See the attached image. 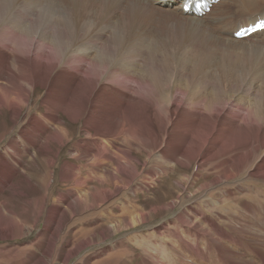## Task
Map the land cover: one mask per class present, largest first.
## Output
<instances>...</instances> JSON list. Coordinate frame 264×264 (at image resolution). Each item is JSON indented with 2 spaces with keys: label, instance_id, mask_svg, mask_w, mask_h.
Returning a JSON list of instances; mask_svg holds the SVG:
<instances>
[{
  "label": "bare ground",
  "instance_id": "1",
  "mask_svg": "<svg viewBox=\"0 0 264 264\" xmlns=\"http://www.w3.org/2000/svg\"><path fill=\"white\" fill-rule=\"evenodd\" d=\"M17 1L0 0V120L5 123L7 119L15 127L22 126L16 132L18 135L11 137L3 152L0 151V239L11 238L16 228L18 234L13 235L12 241L22 238V221H28V210L22 201V208L17 211L9 198L10 195L26 196L24 187H21L25 177L32 189L44 185V201L57 204L50 213L58 215L61 212L65 219L50 225L54 237L42 247L47 237L46 230L41 231L37 241L33 240L29 247L22 245L12 251L7 246H0V264H51L48 258L61 250V260L67 264L95 243L94 236L88 237L94 230L98 229L99 235L106 239L112 230L118 231L122 224L126 226L128 218L125 214L131 210L128 206L131 199L119 193L135 187L143 173L142 168L146 170L150 165V169L155 170L163 165L165 159H170L177 168L188 169L192 163L197 164L198 171L210 173L212 184L221 185L235 181L249 170L256 158L252 154L262 152L250 170L253 177L264 176V111L261 102L249 115H244L243 110L240 114L238 108L233 113L226 109L232 100H225L221 89L223 86L235 88L237 85H227L228 82L240 81L242 77L231 79V72L222 68L217 78L216 73L208 68L213 60H218L214 57L219 51L209 46L211 39L219 41V38L210 37L203 41L197 36V31L204 27L203 15L198 17L193 11L191 16L185 13L183 5L188 0H156L158 3L155 0H70L67 7H61L64 14L56 15L52 10L58 4L52 6L54 2L37 14L29 6L25 9V6L17 5ZM206 1L214 8L215 0ZM259 2L256 13L250 18H240ZM124 4L141 5L157 12L190 37H185L186 42L193 46L188 52L197 56L183 67L180 77L184 82L174 85L171 76L157 77L148 72L145 67L148 64L140 71L133 68L131 64L136 56L141 59L148 54L147 63L157 59L154 58L155 50L152 53L150 49L141 52L139 37L132 40L122 53L119 50L122 45L120 38L115 34L106 38L104 45L110 50L105 56L102 52L94 55L91 47L86 45L91 37L96 36L92 35L96 20H102L110 7ZM263 4L264 0H246L234 15L228 16L231 10L223 11L222 16L214 21L225 22L222 27L225 32L230 25L236 24L234 36L239 29L264 20ZM55 28L58 32H54ZM100 36L97 35L96 42L100 41ZM23 39L25 43H21ZM246 41L251 45L244 46L242 53L248 58L257 56L261 59L256 63L257 70L261 71L257 78L264 86V30L253 33ZM200 49L202 51L198 53ZM168 52L166 47L164 56ZM237 53L238 50L230 51L228 56ZM177 74L179 71L173 75ZM193 83L194 87L190 85ZM210 87L212 92H208ZM39 89L45 91L43 96ZM25 109L28 119L22 120ZM71 125L78 129L77 133ZM136 137L142 141H137ZM4 139L0 138V141ZM210 146L214 154L206 157ZM244 148L250 154H241ZM156 151L159 158L153 157ZM143 155L147 157L146 161ZM33 166L39 170H30ZM174 169L170 167L164 172L175 174ZM153 175L154 171L149 176ZM142 189L136 188L134 195ZM258 189L260 185L253 187L245 197H240L244 190L237 188L239 192L236 194L239 196L237 204H241L242 211L253 216L255 224L264 222V189ZM7 192L10 195H6ZM118 195L124 220L122 224L112 226L109 225L110 217L103 216L101 208ZM175 206L173 203L168 208L174 209ZM77 209L81 212L101 210L92 218L101 219L103 216L107 222L103 221L97 228L92 224L94 228L87 229L83 224L90 219L85 217L78 222ZM194 211L193 208L191 212ZM50 213L48 224L56 218ZM189 220L183 222L181 219L187 227L185 232H195L196 238L200 239V232L190 230ZM38 224L39 219L33 227ZM78 224L83 228L75 231ZM128 224L131 225L130 222ZM67 225L70 236L65 243L61 232ZM251 226L257 227L250 222L245 223L240 228L241 233H250ZM55 238L61 239L66 246L56 248ZM80 239L82 241L75 242ZM260 240L264 247L263 238ZM191 249L193 256L198 258L199 249ZM30 251L33 252L30 254ZM22 254L26 258L20 257ZM164 256L159 259L146 251L138 264H188L181 262L182 258L170 262L167 261L171 260L170 255ZM122 257L131 259L125 249L93 264H117L123 260Z\"/></svg>",
  "mask_w": 264,
  "mask_h": 264
},
{
  "label": "rangeland",
  "instance_id": "2",
  "mask_svg": "<svg viewBox=\"0 0 264 264\" xmlns=\"http://www.w3.org/2000/svg\"><path fill=\"white\" fill-rule=\"evenodd\" d=\"M61 1L65 3L63 4ZM69 1L70 0H18L17 5L21 4L25 6V9L29 6L39 14L43 10L42 8L46 9L48 6L51 7L50 3L54 2L52 6L55 3L58 4L54 10H52V12L55 11L54 14L56 15L61 13L64 14L61 7H67ZM245 1L246 0H216L214 8L201 17L204 21H202L204 27L200 29L201 31H197L199 34L197 36L199 38L201 37L200 39L203 41L211 39L210 37L219 38V41L211 39V44L209 46L217 50L219 49V51L218 55L214 57L218 60H213L211 65H208V68L213 73H216L217 78L222 68L231 72V79L242 77L240 81H237V79L230 80L227 85L234 84L237 86L235 88L223 86L221 93L225 100H232L231 105L226 106L229 112L233 113V110L238 108L241 110L240 114L243 110L244 115H249L254 112L259 101L264 111V86L262 81H258L257 75H259L261 71L257 70L256 64L260 62L261 59L257 56H253L252 58L249 56L250 58H248L242 53V48L244 46H250L251 43L246 41L249 37L235 40L233 31L237 27L236 24L230 25L228 32H225V29H222V27H224L226 23L223 21H218L216 23L214 21L218 16H222V13L228 10H231L228 16L234 15L235 12L241 9V5ZM260 3L261 2L256 6H251L247 14L240 18H250L256 13L257 6ZM262 6L264 9V4ZM109 10L108 13L106 11L102 20H96L97 24L93 27L92 33V35L96 36L91 37L89 41L86 42V45L90 46L91 50H93L94 55L98 52H102L104 56L108 54V50L110 49L104 45L105 41L103 40L111 36L113 37L114 34L122 40V45L119 47L121 53L131 45L130 43L132 40L139 37V41H141L139 49H141V52L142 50L148 52L150 49L152 53V50H155L156 53L154 54V58L157 59L149 60V63H147L148 54L141 59L136 56L133 60L134 62L131 64L133 68L140 71L148 64V67L145 66L148 68V72L157 77L171 76L174 85H178L180 81H185L180 77L182 69L187 62H191V59L197 55L188 52L193 46L186 42L187 39L185 37H190L178 31L179 26L174 22H170L166 19L164 20L163 17L157 15V12L154 13L141 5L129 6L124 4L122 6L110 7ZM259 13L261 15L260 11ZM187 14L191 16V13ZM56 31L58 32L57 29L54 30V32ZM116 31L118 33H116ZM216 31H219L221 34ZM98 34L101 35L100 41L96 42L95 39ZM237 40H243L245 43ZM26 42H28V40H26ZM21 43H25V39H23ZM80 44L77 45V47L80 46ZM92 46L94 48H92ZM166 47L169 48V52L164 56ZM195 47L198 49L200 48V46ZM235 50H238L239 53L228 56L230 51ZM201 51L200 49L197 52L200 53ZM142 56H144V52ZM195 62L196 61L193 63ZM221 63L223 66H221ZM177 71H179V74L173 75ZM244 72H246V74L243 77L242 73ZM251 84H253V86H251ZM190 85L194 87L195 83ZM39 91L41 96L45 94V91L42 89H39ZM208 92H212L211 87L208 89ZM232 97L235 98L232 99ZM31 99L33 98L31 97ZM40 105L41 102L38 106ZM219 106L222 107L221 105H217V107ZM162 112L165 115V112ZM21 116L22 120L28 119L27 109L24 110ZM19 125L15 127V124H11L7 119L5 123L0 120V138H5L0 141L1 152L6 148L10 138L18 135L16 132L22 127ZM70 127L77 133L78 129L76 127L72 125ZM12 129L13 132L10 131ZM136 140L142 141L139 137H136ZM241 147H244V145ZM211 148L212 146L209 147L207 154H205L206 157H210L214 154ZM245 153L250 154L247 148H244L241 152V154ZM260 154L255 152L252 156L254 158L256 157L255 160H257ZM153 157L159 158L157 151L154 153ZM142 158H144L145 161L147 160L145 155H143ZM255 160L252 165L255 164ZM162 164L163 165L155 170H151L150 165L146 170L142 168L141 172L143 173L140 174L135 187L119 193L121 196L126 195L131 199V202L128 203L131 210L129 213L125 214V217L128 218L127 223L130 222L131 225H127L126 223L125 226L122 224L123 222L121 221L124 220L123 215H121L122 203L119 199L120 196H115L111 199V202L102 206L101 210H104L103 216L110 217L109 225L115 226V224L118 223L122 224L119 230L117 231L113 228L114 230L110 233L111 236H107L106 239L99 235L98 229L94 230L92 232L93 234L90 233L88 237L94 236L95 243L75 255L67 264H93L105 258V256L124 251L125 249L127 252L129 251V257L131 259L134 255L135 260L133 259L132 261L129 258L127 260V258L122 257L123 260L120 262L118 261L117 264H138L139 260L145 256L146 251H149L151 255H156L159 259H163L165 257L164 255L168 254L171 260L167 259V261L170 262H177L179 258H182L181 262H186L188 264H264V247H262L263 241L260 240L261 238L264 240V237H262V235L264 236V222L260 221L255 224L253 216L248 212L242 211L241 204H237L236 200L239 196L245 197L256 185H260V189L258 190L261 191L264 189V176L260 175L253 177L252 169L250 170L251 165L249 170L244 171L235 181L214 185L211 182L210 173H203L202 170L198 171L197 164L192 163V167L188 169L181 167L177 168V165H174L170 159H165ZM170 167H175L173 170L175 174L168 175V173L166 174L164 172L169 170ZM31 169L35 171L39 170L36 166L31 167L30 170ZM153 171L154 175L149 176ZM21 185V187H24L23 189L26 192V196L20 198V195L11 196L10 192L6 194L10 195V202L13 204V207H17V211L21 210L23 202L28 210V221H22L24 223L21 228L22 238H17L15 241H12L13 235L18 234V228H16L11 238L0 239V246H7V249L12 251L16 249V247H21L22 245L29 247L33 240H35V242L37 241L38 235L43 230H46L45 236L47 237L40 247L47 244L50 239L54 237L50 225L57 224L65 219V216L62 217L63 214L61 212L58 215L50 213L52 208L57 204L53 201L52 203L44 201L43 195L45 193V187L43 184V187L37 186L36 189H32L28 187L25 177L22 179ZM141 187L143 189L139 191V194L134 195L135 189ZM237 188L240 190L243 188L244 190L239 196L236 195L239 192ZM111 191H113V189H111ZM173 203H176L175 208L169 209L168 206ZM124 204H127V202L125 201ZM193 208L195 211L192 213L191 210H193ZM101 210H84L81 212L80 209H77L78 218L76 217V220L78 221L85 217H89L88 219L90 220L83 224L85 228H94L92 224H95L97 228L103 221L107 222L106 217L103 216H101V219L98 217L96 219L92 218L94 214L101 212ZM49 213L56 216V218L53 219L56 222H53V220L50 224L46 222ZM187 213L188 215H185ZM239 217H241V220ZM38 219L39 224L33 227L35 221ZM181 219L183 222H188L190 219L189 228L190 230H196L198 233L200 232V239L196 238V233L194 231V233L191 234L185 232L187 227L181 222ZM249 222L251 225H256L257 227L251 226L250 228L252 231L250 233L246 232L244 235L241 233L240 228L244 226L245 223ZM83 225L78 224V228H76L75 231H78ZM68 232L69 225L63 228L61 232V236L65 243L70 236H68ZM178 234L180 237H177ZM58 239L59 238L53 239L56 248L63 245L61 239ZM78 241L82 240H76L75 242ZM191 248L199 249L198 258L197 256H193ZM34 249L37 251L36 248ZM33 251H30V254ZM57 253L58 255H55ZM38 254L41 255L39 252ZM55 254H52L48 258V260L52 262L51 264H63L64 262L61 260L62 257H60L63 251L61 250ZM20 257L26 258V255L22 254ZM57 257L59 259H57Z\"/></svg>",
  "mask_w": 264,
  "mask_h": 264
}]
</instances>
